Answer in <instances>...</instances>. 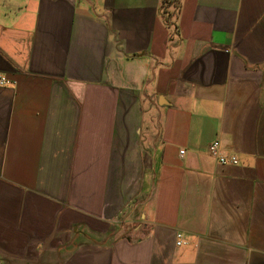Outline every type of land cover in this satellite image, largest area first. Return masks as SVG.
I'll use <instances>...</instances> for the list:
<instances>
[{
  "label": "crops",
  "instance_id": "1",
  "mask_svg": "<svg viewBox=\"0 0 264 264\" xmlns=\"http://www.w3.org/2000/svg\"><path fill=\"white\" fill-rule=\"evenodd\" d=\"M2 78L0 264H264V0H0Z\"/></svg>",
  "mask_w": 264,
  "mask_h": 264
},
{
  "label": "built area",
  "instance_id": "2",
  "mask_svg": "<svg viewBox=\"0 0 264 264\" xmlns=\"http://www.w3.org/2000/svg\"><path fill=\"white\" fill-rule=\"evenodd\" d=\"M7 81L5 78H2L0 81V85L6 84ZM208 152L209 154L214 157L218 163L222 166H236L238 165V159L234 155H226L221 151V146L218 141H214L210 143L208 146ZM180 154H184V151H180ZM188 242L185 240L184 236L181 233H178L176 235V246L177 247H183L187 246Z\"/></svg>",
  "mask_w": 264,
  "mask_h": 264
}]
</instances>
